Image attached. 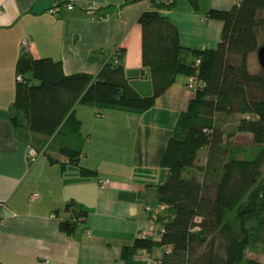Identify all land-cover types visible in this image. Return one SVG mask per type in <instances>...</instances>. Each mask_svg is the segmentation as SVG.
<instances>
[{
  "label": "crops",
  "instance_id": "0c3cea01",
  "mask_svg": "<svg viewBox=\"0 0 264 264\" xmlns=\"http://www.w3.org/2000/svg\"><path fill=\"white\" fill-rule=\"evenodd\" d=\"M239 1L199 0L195 9L189 0H178L175 8L160 12L178 28L183 46L204 50L218 46L224 27L208 11L230 10ZM66 2L75 8L68 9ZM58 3V13H51ZM148 8L147 0H0V200L8 203L1 213V264H150L148 255L161 256L163 249L140 250L126 260L122 251L139 237L158 234L160 212L146 206L157 205V185L168 176L161 165L163 153L196 94L188 87V75L179 74L143 113L104 108L99 116L96 106L77 105L83 141L79 166L66 163L58 148L32 162L12 120L17 61L24 52L61 60L67 74L96 76L122 48L131 84L151 94L152 79L147 70L142 74L143 29L138 22ZM26 36L33 42L24 51ZM48 155L58 161L51 162ZM106 179L111 184L102 187ZM34 192L40 196L31 200ZM80 211L85 218L78 217ZM66 219L78 222L75 233L60 228Z\"/></svg>",
  "mask_w": 264,
  "mask_h": 264
},
{
  "label": "trees",
  "instance_id": "16d2710c",
  "mask_svg": "<svg viewBox=\"0 0 264 264\" xmlns=\"http://www.w3.org/2000/svg\"><path fill=\"white\" fill-rule=\"evenodd\" d=\"M189 1L199 8V0ZM177 3L151 0V8L138 17L143 29L142 74L147 70L152 79L151 94L131 84L121 54L119 63L108 61L95 76L67 74L61 60L24 52L17 61V74L24 78L17 83L12 120L20 138L41 153L65 133L58 151L66 163L79 166L83 141L77 105H94L99 116L104 108L143 113L179 74L195 75L203 84L180 114L161 160L168 176L157 185V205H165L156 218L158 234L137 238L123 248L122 258L163 249L161 256H152L158 264H264L248 257L249 249L259 243L264 250V68L250 69L251 56L264 44V0H240L230 10L208 11V17L222 20L224 27L218 46L204 50L183 46L178 28L161 14ZM234 114L241 118L229 135L251 134L250 148L232 144L223 134L220 123ZM251 148L256 150L253 156ZM77 215L85 218L86 212ZM78 226L71 219L60 224L68 234Z\"/></svg>",
  "mask_w": 264,
  "mask_h": 264
},
{
  "label": "rangeland",
  "instance_id": "374dc122",
  "mask_svg": "<svg viewBox=\"0 0 264 264\" xmlns=\"http://www.w3.org/2000/svg\"><path fill=\"white\" fill-rule=\"evenodd\" d=\"M264 39V31L262 33L261 36V40ZM260 68H262L259 59H258V55L257 53H253V55L250 58V69L251 71H258L260 70ZM34 81L38 82L37 80L34 79ZM193 91V90H191ZM241 118V114H234V115H228L226 116V119H224V121L221 124V126L224 129L223 134H226L227 136L230 137V141L232 142V144H239L242 146H245L246 148H250L253 145V139H252V135L248 134V133H236L234 135H229V133L233 132L237 126V124L239 123ZM66 139V134H60L59 137L54 140L53 142H51V149H55L57 148L58 145H60L61 141H64ZM73 144H77V139H73L72 140ZM253 153H256L255 148H251L250 149V155ZM202 155L204 157H202L203 161L205 162L206 160V151L202 152ZM248 257L250 258H254L260 261H264V250H263V243H259L257 246H255L254 248L249 249L248 251ZM151 264H157V261L154 260L153 263Z\"/></svg>",
  "mask_w": 264,
  "mask_h": 264
},
{
  "label": "built area",
  "instance_id": "2783aa9c",
  "mask_svg": "<svg viewBox=\"0 0 264 264\" xmlns=\"http://www.w3.org/2000/svg\"><path fill=\"white\" fill-rule=\"evenodd\" d=\"M148 3L151 2V0H147ZM240 2V1H239ZM65 5L67 6L68 9H74L75 8V5L73 2H66ZM59 6L60 4H55L51 9H50V12L53 13V14H56L58 13L59 11ZM90 14H95V11L93 10H89L88 11ZM33 42V39H32V36H26L23 40H22V48L24 49V51H26L29 46L32 44ZM121 50L120 48H118V50L116 51L115 55H114V58H113V61L117 64L120 62L121 60ZM198 63L201 62V59H198L197 60ZM23 75L22 74H18L17 76V79L18 80H23ZM203 84L202 82H200L198 80V78L195 76V75H190L189 76V80H188V87L192 90H197L198 86ZM27 154L28 156L30 157L31 161L32 162H36L38 159H39V156L41 154L40 151H38L35 147L31 146V145H28V148H27ZM111 184V181L109 179H106V180H103L101 182V186L102 187H107ZM40 194L39 192H34L32 195H31V200L39 197ZM7 199H4V200H0V233L2 232V226L5 222V219L4 217L1 215L2 213V210L5 209L7 207ZM165 208V205L164 204H159L157 205L156 207L154 206H151V205H148L146 206V210L148 211H153V210H162ZM201 218H197V221H200ZM163 231V230H162ZM146 261H148L150 264L154 262V259L152 256H147L146 258ZM157 261V260H156ZM47 263H49V261H47ZM158 264V262H157Z\"/></svg>",
  "mask_w": 264,
  "mask_h": 264
},
{
  "label": "water",
  "instance_id": "95a60500",
  "mask_svg": "<svg viewBox=\"0 0 264 264\" xmlns=\"http://www.w3.org/2000/svg\"><path fill=\"white\" fill-rule=\"evenodd\" d=\"M257 55L261 66L264 68V44L258 50Z\"/></svg>",
  "mask_w": 264,
  "mask_h": 264
}]
</instances>
